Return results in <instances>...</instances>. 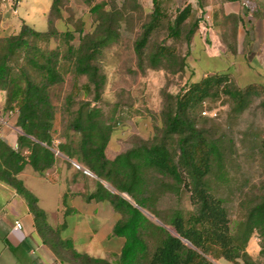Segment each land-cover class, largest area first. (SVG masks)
I'll use <instances>...</instances> for the list:
<instances>
[{
  "label": "trees",
  "instance_id": "16d2710c",
  "mask_svg": "<svg viewBox=\"0 0 264 264\" xmlns=\"http://www.w3.org/2000/svg\"><path fill=\"white\" fill-rule=\"evenodd\" d=\"M83 1L91 4L94 0ZM58 2L51 0L49 11H58ZM160 2L151 0L150 18L140 26L133 49L140 66L145 61L153 69L174 64L180 71L185 66V56L178 57L171 47L163 44L148 50L151 35L165 16ZM104 5L101 2L90 6L97 22L92 32L79 36L77 46L71 44V32L62 33L66 46L63 55L58 49L48 50L39 45L59 35L49 13L45 31L22 22L17 32L0 37V91L5 92L4 107L17 112L15 125L20 130L15 149L0 139V182L25 200L38 233L46 238L56 235L58 228L47 224L36 196L24 186L18 174L28 166L42 175L53 167L57 150L94 175L95 187L84 199L107 201L117 214L112 235L123 239L119 255L112 262L94 258L76 252L69 241H62L58 235L54 241L47 237L46 241L61 260L67 258L74 264H214L213 259L223 258L230 264H239L238 259L243 264H264V194L232 229L224 199L215 194L209 182L214 166L219 170L222 165V153L197 122L205 102L219 95L230 98L235 111L240 112L250 96L262 90L264 106L261 85L236 87L230 81L231 72L222 71L201 77L174 95L166 94L161 110L162 126L153 138L137 140L112 159L106 157L105 147L113 124L88 101H80L74 109L69 95L65 99L69 116L67 128L77 134L78 139L74 146L67 139L54 146L50 89L63 82L61 60H68L77 76H85L93 100L100 99L104 76L96 64L97 55L119 37V12L111 8L105 10ZM190 14V5L176 10L167 24L171 36L180 35ZM199 21L195 19L186 29L187 43ZM183 186L190 192L193 210L188 213L172 210L166 220H162L156 210L159 197L166 193L177 196ZM142 210L171 226L174 234L152 223ZM254 231L262 238L259 250L262 262L252 261L244 250ZM148 234L157 238L150 253Z\"/></svg>",
  "mask_w": 264,
  "mask_h": 264
},
{
  "label": "rangeland",
  "instance_id": "374dc122",
  "mask_svg": "<svg viewBox=\"0 0 264 264\" xmlns=\"http://www.w3.org/2000/svg\"><path fill=\"white\" fill-rule=\"evenodd\" d=\"M101 2L105 3L103 9L111 8L119 12L117 23L119 37L102 48L97 55L96 64L104 76L100 99L93 100V93L86 86V77L77 76L73 71L72 64L66 59L61 60L60 69L63 74V82L50 89L54 107L52 137L54 146L59 141L66 139L71 141L74 146L78 135L67 128L69 116L65 99L69 95L72 97L74 109L77 108L80 101H88L90 106L98 107L104 117L113 124L110 138L105 147L106 157L112 159L132 147L137 140L153 138L162 126L161 110L166 94L174 95L201 77L222 72L214 71L204 74L203 70L212 67L222 69L223 64L220 62L208 63L202 57L198 60L192 45L193 35L189 42H186L184 37L186 29L195 19L204 18L203 15L193 13L192 8L190 16L181 27L180 35L174 37L169 34L167 24L173 19L176 10L181 8L180 0H161V8L165 16L159 27L152 33L148 46L149 50L152 46L163 44L171 47L178 57L185 56V66L180 71L174 64H164L162 67L153 69L148 67L146 61L143 66L138 63L133 49L134 41L140 33V26L150 18L151 0H94L91 4L83 0H59L58 11L48 12V16L53 20V27L59 35L50 38L47 42H40L39 45L48 50L58 49L63 55L66 46L62 33L69 31L73 36L71 44L77 46L79 36L92 32L97 22L95 16L90 12V6ZM17 3L18 1H15L8 5L14 10ZM1 13L0 7V22L2 20ZM33 27L40 31L47 30L46 26L37 23ZM14 33V30L10 29L5 32L0 28V37ZM209 52L210 50H208ZM253 80L258 81L257 79ZM253 80L238 79L236 82L232 75L230 76L231 83L239 88H243L246 86L244 84ZM250 84L261 85L264 88V79ZM262 95L263 91L260 90L258 94L250 96L246 106L240 112L235 111V106L230 98L219 95L205 102L201 110L206 114H202L203 111L200 110L197 121L207 135L219 145L222 153V165L219 170L214 166L209 182L215 194L224 199L232 229L245 218L248 209L264 194V106L262 105ZM4 102L5 92L0 91V139L12 136L13 139H16V144H11L15 149L20 134V130L15 125L17 112L5 108ZM212 113H215V116H212ZM55 154L57 160L63 158L66 161L67 169L73 170L72 177L77 179L79 185L81 183L82 186L89 187L95 182L96 178L93 175L83 173L82 166L78 164L80 169H77L72 165L74 160L67 159L57 150H55ZM156 210L162 220H166L172 210H181L183 213L192 211L190 192L183 186L177 196L170 193L161 195L156 204ZM142 212L152 223L162 226L169 233L174 234L171 226L162 223L160 219L146 210H142ZM146 240L150 253L157 243V238L148 234ZM261 244V236L257 231H254L244 248L246 254L254 262L263 261L259 256ZM212 261L214 264H230L223 258ZM237 261L239 264H243L241 259Z\"/></svg>",
  "mask_w": 264,
  "mask_h": 264
},
{
  "label": "crops",
  "instance_id": "0c3cea01",
  "mask_svg": "<svg viewBox=\"0 0 264 264\" xmlns=\"http://www.w3.org/2000/svg\"><path fill=\"white\" fill-rule=\"evenodd\" d=\"M180 1L181 8L190 5L193 13L204 16L192 36L195 56L223 64L222 69H204V74L230 71L236 82L258 80L244 85L264 79V0ZM0 7V28L5 32H17L21 22L48 27L50 0H19L14 10L0 1ZM1 140L9 146L16 144L12 136ZM61 159L42 175L26 166L18 177L36 196L47 224L58 228L59 239L69 241L78 253L114 261L123 242L112 235L117 214L107 201H86L84 195L95 187V182L89 187L79 185L72 177L73 170L67 169L66 161ZM72 165L80 169L75 162ZM16 220L21 223L19 230L14 229ZM56 235L46 238L54 241ZM46 238L38 233L25 200L0 182V264H74L67 258L59 259Z\"/></svg>",
  "mask_w": 264,
  "mask_h": 264
},
{
  "label": "built area",
  "instance_id": "2783aa9c",
  "mask_svg": "<svg viewBox=\"0 0 264 264\" xmlns=\"http://www.w3.org/2000/svg\"><path fill=\"white\" fill-rule=\"evenodd\" d=\"M0 1H1L2 3L11 4V3L15 2V1H19V0H0ZM202 114L205 115L206 112L203 111ZM212 116H215V113H212ZM14 229H16V230L21 229V223H20L18 220H16V221L14 222Z\"/></svg>",
  "mask_w": 264,
  "mask_h": 264
},
{
  "label": "water",
  "instance_id": "95a60500",
  "mask_svg": "<svg viewBox=\"0 0 264 264\" xmlns=\"http://www.w3.org/2000/svg\"><path fill=\"white\" fill-rule=\"evenodd\" d=\"M83 171L86 172V173H89L91 174L88 170H86L85 168H83ZM93 175V174H92ZM105 186H107L109 189H111L113 192H116L114 191L110 186H108L105 182L101 181Z\"/></svg>",
  "mask_w": 264,
  "mask_h": 264
}]
</instances>
